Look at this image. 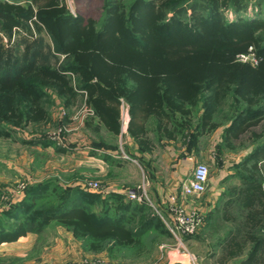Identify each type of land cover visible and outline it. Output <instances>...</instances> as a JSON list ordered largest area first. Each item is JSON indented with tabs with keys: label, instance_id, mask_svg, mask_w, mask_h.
<instances>
[{
	"label": "trees",
	"instance_id": "trees-1",
	"mask_svg": "<svg viewBox=\"0 0 264 264\" xmlns=\"http://www.w3.org/2000/svg\"><path fill=\"white\" fill-rule=\"evenodd\" d=\"M33 1L36 4L41 2ZM45 1L36 10L33 4L0 3V33L7 35L5 43L0 37V115L6 119L15 115L23 120L41 119L45 114L44 102L41 101L46 97L45 87L55 86L62 94H76L65 78L66 71H73L83 74L88 103L109 131L120 133L123 98L131 114L129 131L140 150L149 148L148 137L142 140L140 133L147 134L143 124L151 117L157 120L158 130L163 135L178 137L181 134L184 141L188 138L192 147H196L204 131L219 125L209 123L223 109L231 82L235 80L240 85H246L249 75H254L249 64L235 61L236 55L248 52L249 45H255L257 55L264 60V34L261 33L264 31V20L241 13L247 11L245 0H232V3L230 0L194 1L190 3L192 14L189 20L184 19L188 9L177 5L171 18H165L166 3L161 0L157 1L160 3L156 0H136L131 6L130 16L125 19L116 1L109 7L111 16L104 20L100 28H96L94 20H86L80 11L76 16L66 12L60 6L62 0H47V5ZM224 5L225 9L234 11L237 19L230 20L225 15ZM34 19H37L36 25L41 23L46 27L56 51L67 54L68 63L55 68L41 62V48L30 27ZM20 32L24 35L23 49L16 44ZM176 56L179 59L171 60ZM162 58L166 60L164 63L168 68L155 64L158 63L157 59ZM199 60L205 61L201 77L195 78L185 69L182 70L184 66L192 67L191 63L195 64L194 69L197 70ZM94 77L97 80L91 81ZM199 100L203 101L207 118L203 115L194 130L192 117H188L192 113L189 107L195 106ZM263 113L264 106L256 110H241L234 118L227 117L229 127L225 129V139L237 131L240 123L250 118L257 119ZM256 158H260L261 163L254 164L256 177L251 178L254 183L248 184L246 189L256 188L259 193L245 194L241 207L254 205L259 224L255 225L257 222L254 221L253 228H250L251 222L238 225V235L248 228L250 237L257 228L261 235L256 236L245 264H264V142L255 147L243 163L247 166L249 161ZM243 178L248 182V177ZM43 187H32L24 194L16 207L23 209L19 219L26 217L27 222L18 231L5 233L6 237L0 238V242L18 239L28 230L40 231L41 227L53 220L66 219L75 221L77 230L81 228L79 231L74 229L75 232L85 233L87 226L97 238L108 233L112 235L110 238L126 239L127 234L136 235L131 227L125 228V224L129 225L134 217L124 214L115 217L113 212L147 208L145 204L130 200L126 202L124 196L114 194L109 198L114 202L103 200L105 206L100 213L83 211L73 203L67 205L65 199L60 206L31 214L29 198L41 195L46 191ZM95 196L92 194L91 199ZM251 215L250 212L247 214L248 221ZM147 220L148 223L153 219Z\"/></svg>",
	"mask_w": 264,
	"mask_h": 264
},
{
	"label": "rangeland",
	"instance_id": "rangeland-1",
	"mask_svg": "<svg viewBox=\"0 0 264 264\" xmlns=\"http://www.w3.org/2000/svg\"><path fill=\"white\" fill-rule=\"evenodd\" d=\"M43 1L45 0H41L40 3L36 4L34 1L32 3V0H4V2H8L12 5L28 6L29 4H33L35 10L41 3H44ZM135 1L136 0H62L60 1V6L63 7L66 12L74 16L80 11V14H82L86 20H94L96 28H100L104 20L111 16V8L109 7L112 4L116 2L119 9L123 10L122 12L126 19L130 16V9ZM157 1L158 0H156V2ZM194 1L197 0H161L160 2L166 3L165 18H171L173 8L177 5L184 6L188 9V13L184 19L189 20V16L192 14L191 9H189L190 3ZM47 2L46 0V5ZM223 2H226V0H223ZM230 3H232V0H230ZM244 3L247 6V11L243 10L241 13L252 18L258 17L260 20H264V0H245ZM224 7L226 6L224 5L222 7L223 11L230 20L237 19L234 11L230 8L225 9ZM258 11L261 12L257 13ZM35 21H37V19H34V23L31 24L30 27L32 28V34H34L36 40H38L39 49L41 48V62L55 68L68 63L69 59L67 54L64 52H57L54 48V41L46 27L41 23H39V26L36 25ZM24 32L27 33L26 30H24ZM261 33L264 34V31ZM3 35H5V37H3ZM3 35L0 33V37H2L5 43L7 42V35L4 33ZM17 38L18 43L15 42L18 48L23 49L25 45V42H23L24 35L20 32ZM248 49V52L238 53L235 57V61L245 65L249 64L250 70L252 72L254 71L256 79L254 75L251 74L249 75V81L246 85H240L236 83L235 80L231 82L227 90L228 94L223 109L220 113H217L214 118L211 119V123H209L213 124V122H216L219 125L215 128L210 126L211 128H209L211 130L207 129V140L216 135L214 137L217 139L219 138V142L224 141L222 147H220V149L217 147L214 152L221 163L225 160L229 172H233L231 168L236 167L234 169L235 173L231 174L228 172L229 176H246L248 177L247 179H249L248 182L254 183L252 180L256 177V168L254 164L257 162L261 163L260 158L249 161L247 166H245L242 161H244L247 154L251 153L255 147L264 142V113L259 115L257 119L250 118L251 121L240 123L238 125V129L240 128L239 130L237 129L236 132L233 131L231 135H227L226 139L224 137V130L229 127V122L226 119L227 117L234 118L241 110H256L264 106V75H262L264 74V60L257 55L255 45H249ZM177 56L171 60L175 61L179 59ZM165 61L166 60L163 58L157 59L158 63L155 64H162V67L166 68ZM204 62V60H199L200 66L197 70L194 69L195 64L193 63H191L192 67L184 66L182 70L184 71L185 69L195 78H199L203 75V70H205ZM174 66L176 65H173V67ZM173 67L171 66L172 69ZM193 70H195L194 73ZM65 74L66 80L69 82L72 89L74 88L76 94H62L55 86L45 87L46 97L41 100L42 103L44 102L43 107L45 109V114H43L41 119L23 120L16 118L17 115L12 116L13 118L10 117L6 119L0 115V238L6 237L4 234L10 231H18L21 225L25 221L27 222V220H25L26 217L21 219L13 218L11 212H13L14 206L23 200L24 194L35 186L44 185L46 191H43L40 196L33 195L29 198V202L32 204L31 214L60 206L64 204L65 199H67V205L73 203L77 205V207L82 208L83 211L89 213L102 211L105 206L103 200L97 201L95 198L91 199V195L95 194L96 190L88 187V185L95 182H97L100 187V182L102 184L104 183L103 179H101L102 177H96V172L94 171L96 169L94 165L95 162L90 159V157H94V154H97L96 149L104 152L99 153L100 160L103 163L99 166L108 169L106 166V156L114 157L115 160L124 161L125 165L131 168V171L127 172L125 169V173L116 174L114 177L125 175V178H128L130 175L132 177L130 179L131 182L134 181L133 183H138L139 181L138 185H145L146 183L145 187L148 188V194L150 193V186L147 179V177L149 178L150 172L146 171L148 173H146V179L145 176L140 178L139 172L141 169L140 167L145 168V170L150 168L152 174L151 167L154 162V148L151 145L154 141L157 142L160 136L157 120L151 117L145 125L142 123L143 126H145L147 134L140 133V138L145 140V138L148 137L147 142L149 144L147 145L150 147L142 151V154H138L137 152L131 153L130 150L132 149L130 148L128 137H133L129 131L131 114L129 112L128 103L123 98L121 99V128L120 133L115 134L103 125L99 116L96 115L94 109L89 105L88 91L83 87L85 82L82 77L83 74L73 71H66ZM96 80L97 78L94 77L91 81ZM190 109L192 113L189 114L188 117H192L191 125L195 130L197 128V122L203 115L207 118V114L204 111L202 100H199L195 106H190L189 110ZM146 126H151V129L146 130ZM183 138L181 134H178V137L176 136L172 142L176 150L181 153V150H183L185 146L187 150L192 148L190 139L187 138V140L184 141ZM202 142L203 137L200 136L198 149H202ZM144 152H146V154ZM210 168V175L213 177V175L216 174L214 172H216L217 167L213 168L210 165ZM103 176L104 180L113 177H109L107 174H103ZM192 176L193 173L189 178ZM78 180L83 183V186L81 185V187H79V185L76 184ZM138 185H136V187ZM227 186L230 187L231 184ZM246 186V184L242 185V190L240 189L237 191L236 205L233 207V210H236V214L238 215L233 216L235 213L229 211L231 215L227 212L226 216L221 218L220 221L223 220L222 224L226 225L221 233L213 234L210 232L206 228L208 224L206 220L201 226L198 234L207 235L210 243L215 244V242L218 241L217 235H224L230 228H234L244 222H247V224L251 222L250 228H253V223L254 221L255 223L257 222L256 216L258 215L255 213V206L253 205L251 207L248 205L247 207H241V205L246 195L253 192H255L254 195H256L259 193V189H246ZM148 196L152 202L157 205L153 197L150 196V194ZM33 197L36 199H33ZM27 198L28 196H26L25 199ZM256 198L257 197H255V199ZM124 201L129 202L128 199ZM150 209L153 214L155 212L153 207L148 206L146 211L148 212ZM160 211L162 212L161 209ZM249 212L252 215L250 217L251 219L248 221L246 216ZM164 217L167 219L166 216ZM74 222L75 221H69V219L51 221L49 225L46 224L41 227L42 230L44 229L42 232L35 233L36 239L33 240L34 244L32 249H30L31 251H26L25 255H18L16 251L19 250V248H16L11 256L0 258V264H90V262L96 260L106 261L107 264H132L130 260L135 261L138 259V253L134 252V249L122 247L115 249L111 247L109 244H111L114 239V237H109L112 236L111 234L105 233L97 238L87 226L85 228L87 233L75 232L74 229L79 231L81 228L78 227L79 230H77ZM135 222L136 219H133L130 224L132 225ZM161 222L162 229L167 230L165 222L163 220ZM257 224H259V222L255 225ZM258 229L259 228H257V230L255 229L253 233L255 237H252L253 234L250 237L249 228L244 230V232L238 236L237 242L239 246H236L234 252L238 254V251L241 250V252H243V257H247L256 242V236L261 235ZM14 240L17 239H11V241ZM22 242L27 241L24 240ZM1 246L2 244H0V250L2 248ZM256 264L260 263L257 262Z\"/></svg>",
	"mask_w": 264,
	"mask_h": 264
},
{
	"label": "crops",
	"instance_id": "crops-1",
	"mask_svg": "<svg viewBox=\"0 0 264 264\" xmlns=\"http://www.w3.org/2000/svg\"><path fill=\"white\" fill-rule=\"evenodd\" d=\"M0 3L8 2L0 0ZM146 129H151V126H146ZM201 136L203 137L202 149H198L200 143L199 137V143L196 147L187 150L185 146L183 150H181V153L176 150L172 144L173 139L176 137L173 138L160 133L157 142L154 141L155 143L153 142L151 145L154 148V162L151 167L152 174L150 168L145 170V168L140 167L139 175L140 178L145 176L146 179V173L150 172L149 178L147 177L150 186L149 194L166 216L169 215V199L171 196L176 195L178 201L183 203L187 208L202 211L205 215V222L207 220L208 223H206V228L213 234H219L226 226L222 224L223 220L220 221L221 218L226 216L229 211L235 213L233 216L238 215L236 214L237 211L233 210V207L236 205L237 191L242 188V185H248L251 184V182H246L241 176H229V173H235L234 169L236 167L231 168L233 172H229L225 160L221 163V161L217 159V155L214 151L222 141L219 142V138L217 139L214 137L216 135L207 140V131H204ZM128 139L130 141V148L132 149L130 152L142 154V150H140L137 141L130 137H128ZM96 152L97 154H94V157H90V159L95 162L94 165L96 169L94 171L96 172V177H102L101 179H103L104 183L102 184L100 182L101 187L95 192V200H106L109 199L111 195L114 196V194L122 195L127 199L125 193L128 190L136 188L139 181L138 183H133L134 181L131 182L130 179L132 177L129 173V177L127 176L128 178H125V175L120 177L114 176L116 174L125 173V169L127 172L131 171V168L126 166L124 161L115 160L114 157L106 156V166L108 169H105V167L99 166L103 164L99 157V153L103 151L96 149ZM144 153L146 154V152ZM202 162L207 163L209 166L211 165L213 168L217 167L216 172H214L216 174L213 175V177L210 175L207 190L203 194L186 198L181 191L182 183L189 178L196 166ZM103 174H107L109 177L113 176L114 178L112 177L111 179L104 180ZM76 184L79 185V187H81V185L83 186V183L79 182V180ZM230 184L231 188L227 186ZM43 188H45V186ZM109 200L113 201V199ZM145 205H147L148 208L149 205ZM14 207L11 216L15 219H19L20 215H22V209H18L16 206ZM147 208L145 210L136 208L122 212H113L115 217L124 214L126 217L133 216L134 219H136V222L132 225L125 224V228L127 227L129 229L131 227L133 233L136 235L131 236L127 234L126 239H113L112 243L109 244L115 249L118 247L134 249V252L138 253V259L135 261L130 260L132 264H245V261L248 259V256L243 257V252H241V250L238 251V254L234 252L236 246H239L237 242L239 236L238 225L227 230L224 235H217L218 241L215 242V244L210 243L207 235H202L200 233L194 236H184L182 237V242H180L172 235L167 226V230L162 229V220L157 212L155 211L152 214L151 209L148 212L146 211ZM97 212L100 213L101 211ZM229 215H231V213H229ZM151 218L153 220L147 223V219ZM43 230H28L17 240L1 241L0 244H2V248L0 250V258L11 256L16 248H19V250L16 251L18 255H25L26 251H31L30 249L33 247V240L36 239L35 233L42 232ZM140 231L142 233H140ZM24 240L27 242H22Z\"/></svg>",
	"mask_w": 264,
	"mask_h": 264
},
{
	"label": "built area",
	"instance_id": "built-area-1",
	"mask_svg": "<svg viewBox=\"0 0 264 264\" xmlns=\"http://www.w3.org/2000/svg\"><path fill=\"white\" fill-rule=\"evenodd\" d=\"M210 171V166L207 163H199L193 172V176L182 183L181 191L183 196L191 198L203 194L208 187ZM88 187L93 190L100 189V185L97 182L88 185ZM125 195L130 201L139 204H148L153 207L165 222L172 235L180 242H182V237L184 236H194L198 234L201 226L205 223V215L202 211L187 208L183 203L178 201L176 195L171 196L169 199V215L167 216L164 215V213L160 211V208L149 198L148 190L144 184L128 190ZM164 216H166L167 219ZM90 264H107V262L96 260L90 262Z\"/></svg>",
	"mask_w": 264,
	"mask_h": 264
}]
</instances>
